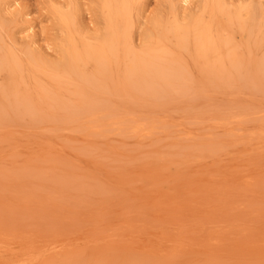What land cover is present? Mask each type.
<instances>
[{"label": "rangeland", "instance_id": "rangeland-1", "mask_svg": "<svg viewBox=\"0 0 264 264\" xmlns=\"http://www.w3.org/2000/svg\"><path fill=\"white\" fill-rule=\"evenodd\" d=\"M0 253L264 264V0H0Z\"/></svg>", "mask_w": 264, "mask_h": 264}, {"label": "bare ground", "instance_id": "bare-ground-1", "mask_svg": "<svg viewBox=\"0 0 264 264\" xmlns=\"http://www.w3.org/2000/svg\"><path fill=\"white\" fill-rule=\"evenodd\" d=\"M184 1H186V0H184ZM107 2H108V1H107ZM196 7H197V6H196ZM181 10H182V7H181ZM183 10H184V9H183ZM195 11H196V10H195ZM182 12H183V11H182ZM179 15H180V14H179ZM245 16H246V15H245ZM138 17H139V16H138ZM138 17H137V18H138ZM140 19H141V18H140ZM144 19H145V18H144ZM181 22H182V19H181ZM185 22H186V21H185ZM188 23H190V22H188ZM154 34H155V33H154ZM86 40H87V38H86ZM112 43H113V42H112ZM47 55H48V54H47ZM42 58H43V57H42ZM131 65H132V64H131ZM130 67H131V66H130ZM207 224H208V223H207ZM32 238H33V237H31L30 239H32ZM30 239H29V240H30ZM100 240H101V239H100ZM30 241H31V240H30ZM35 241H37V240L35 239ZM35 241H34V243H35ZM37 242H38L39 244L42 243V245H43V242H41V243H40L39 241H37ZM37 242H36V243H37ZM99 242H101V241H98V243H99ZM102 242H103V241H102ZM165 242H166V241H165ZM34 243H33V244H34ZM38 243H37V244H38ZM90 243H91V242H90ZM94 243H96V242H94ZM124 243H125V242H124ZM26 244H27V243H26ZM31 244H32V241H31V243L29 244V245L31 246L29 249H31L32 246H33V245H31ZM126 244H127V243H126ZM160 244H161V243H160ZM35 245H36V244H35ZM127 245H128V244H127ZM38 246H39V245H38ZM38 246H37V247H38ZM43 246H46V245H43ZM148 246H150V245L148 244ZM168 246H169V245H168ZM35 247H36V246H35ZM35 247L33 246L34 249H32V250L35 251ZM40 247H41V245L39 246V248H40ZM61 247H62V246H61ZM36 249H37V248H36ZM44 249H46V247H45ZM4 250H5V249H3L2 251H4ZM32 250H31V252H32ZM2 251H1V252H2ZM21 251H22V250H21ZM29 251H30V250H29ZM36 251H37V250H36ZM42 251H43V249L41 250V252H42ZM38 252H40V251H38ZM45 252H46V250H45ZM45 252H43V254H44ZM209 252H210V251H209ZM2 253H3V252H2ZM7 253H8V251H7ZM11 253H13V251H12ZM33 253L36 254L37 252H36V253H35V252H32V254H33ZM0 254H1V253H0ZM29 254H31V253H28V255H29ZM32 254H31V255H32ZM39 254H40V253H39ZM39 254H37V255H38V256L43 255L42 253H41L40 255H39ZM111 255H112V254H111ZM44 256H45V255H44ZM102 256H103V255H102ZM5 257H7V256H5ZM5 257H4V258H5ZM23 257H24V255H23ZM26 257H27V256H26ZM91 257H92V256H91ZM14 258H15V257H14ZM31 258H32V257H31ZM43 258H44V257H43ZM106 258H107V257H106ZM159 258H160V257H159ZM8 259H9V258H8ZM28 259H29V258H27V260H28ZM38 259H39V258H38ZM13 260H14V259H13ZM105 260H106V259H105ZM18 261H19V260H17L16 262L18 263ZM25 261H26V259H25ZM25 261L23 260V262H25ZM31 261H32V260H31ZM16 262H15V263H16ZM26 262H27V261H26ZM35 262H36V261H35ZM7 263H8V262H7ZM33 263H34V262H33ZM23 264H24V263H23ZM29 264H30V263H29Z\"/></svg>", "mask_w": 264, "mask_h": 264}]
</instances>
